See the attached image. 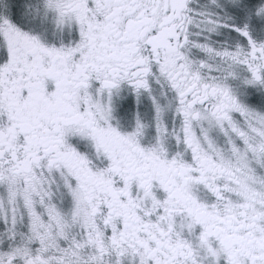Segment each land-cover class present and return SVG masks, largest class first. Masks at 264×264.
Masks as SVG:
<instances>
[{"label":"snow or ice","instance_id":"6c2138e0","mask_svg":"<svg viewBox=\"0 0 264 264\" xmlns=\"http://www.w3.org/2000/svg\"><path fill=\"white\" fill-rule=\"evenodd\" d=\"M0 264H264V0H0Z\"/></svg>","mask_w":264,"mask_h":264}]
</instances>
